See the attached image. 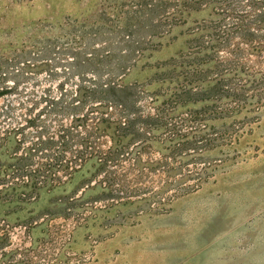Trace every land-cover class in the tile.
Segmentation results:
<instances>
[{"label":"rangeland","instance_id":"obj_1","mask_svg":"<svg viewBox=\"0 0 264 264\" xmlns=\"http://www.w3.org/2000/svg\"><path fill=\"white\" fill-rule=\"evenodd\" d=\"M2 90L0 250L83 203L113 201L87 228L211 191L264 264V0H0Z\"/></svg>","mask_w":264,"mask_h":264},{"label":"crops","instance_id":"obj_2","mask_svg":"<svg viewBox=\"0 0 264 264\" xmlns=\"http://www.w3.org/2000/svg\"><path fill=\"white\" fill-rule=\"evenodd\" d=\"M209 192L178 201L166 215L91 224L75 233L72 248L88 251L95 239L91 264H246L251 255L224 229L225 197Z\"/></svg>","mask_w":264,"mask_h":264},{"label":"built area","instance_id":"obj_3","mask_svg":"<svg viewBox=\"0 0 264 264\" xmlns=\"http://www.w3.org/2000/svg\"><path fill=\"white\" fill-rule=\"evenodd\" d=\"M66 173L65 179L70 176ZM113 201L83 203L78 207L76 216L67 219H46L50 225H56V230L49 231V235L37 242L32 238L27 227H12L8 234V247L0 250V264H91L95 258L97 241L89 239L90 249L77 252L72 248L77 230L83 228L94 216L96 210H108ZM53 231V232H52ZM21 237V239H18ZM18 240H23L18 245ZM18 246H21L18 248ZM23 253V257L21 254Z\"/></svg>","mask_w":264,"mask_h":264},{"label":"trees","instance_id":"obj_4","mask_svg":"<svg viewBox=\"0 0 264 264\" xmlns=\"http://www.w3.org/2000/svg\"><path fill=\"white\" fill-rule=\"evenodd\" d=\"M10 91H3L2 90V92H0V96H2V95H5V94H10L9 93ZM101 123H107V128H110L111 127V125H113L112 123H109V121H107V120H102V122ZM116 124V123H115ZM117 129H119V130H121V131H125L126 129H125V125L124 124H117ZM108 155V156H107ZM107 155H105V157H106V160H104L103 158L102 159H99V161L100 162H98L99 164H100V166H106V161L107 162H113V163H118V161H119V156H121V150L119 151V150H114L113 152H110V153H108ZM15 156V155H14ZM16 157V156H15ZM18 162H20L18 165H20V169H18V170H22L23 169V167H22V163H23V160H18ZM61 166V167H60ZM60 166H55V165H53V166H51V168L50 169H47L46 171H53V170H55V168L56 167H58L59 169H62V168H65L63 165H61L60 164ZM11 170L12 171H17V169L15 168V167H12L11 168ZM56 171H59V170H56Z\"/></svg>","mask_w":264,"mask_h":264}]
</instances>
